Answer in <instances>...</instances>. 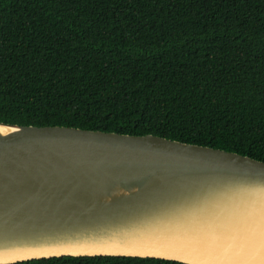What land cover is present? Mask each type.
I'll list each match as a JSON object with an SVG mask.
<instances>
[{
	"label": "trees",
	"instance_id": "1",
	"mask_svg": "<svg viewBox=\"0 0 264 264\" xmlns=\"http://www.w3.org/2000/svg\"><path fill=\"white\" fill-rule=\"evenodd\" d=\"M0 122L151 134L264 162V0H0Z\"/></svg>",
	"mask_w": 264,
	"mask_h": 264
},
{
	"label": "water",
	"instance_id": "2",
	"mask_svg": "<svg viewBox=\"0 0 264 264\" xmlns=\"http://www.w3.org/2000/svg\"><path fill=\"white\" fill-rule=\"evenodd\" d=\"M264 264V162L144 134L0 122V264Z\"/></svg>",
	"mask_w": 264,
	"mask_h": 264
}]
</instances>
